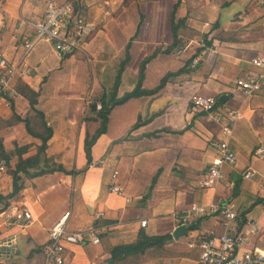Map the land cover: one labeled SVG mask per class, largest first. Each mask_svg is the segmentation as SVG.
Returning <instances> with one entry per match:
<instances>
[{
    "label": "crops",
    "instance_id": "1",
    "mask_svg": "<svg viewBox=\"0 0 264 264\" xmlns=\"http://www.w3.org/2000/svg\"><path fill=\"white\" fill-rule=\"evenodd\" d=\"M65 1L0 0L5 24L0 31V52L25 69L22 76L11 80L15 90L11 107L0 98L2 147L11 152L15 145L27 146L23 159L36 154L41 141L27 133L22 121L29 120L31 130L41 133L42 120L24 95L31 91L36 94L34 108L52 130L45 155L62 167V171L35 178L20 174L22 188L10 196L12 179L6 165L0 175V209L23 205L32 222L3 231V237L14 238V250L0 264H44L48 230L66 212L68 232L92 230L99 243L67 246L63 264H200L199 251L186 246L188 238H207L227 229L219 213L190 217L193 205L211 204H227L235 212L237 218L229 227L242 230L247 222H257L258 232L244 248L264 250V93L247 97L234 86L237 78L255 72L249 62L264 50L260 0L132 3L138 4L136 15L141 23L137 38L131 40L130 36L124 45L123 59L131 45L130 54L117 88L114 81L124 60L114 72L121 51L115 38L128 32L112 21L123 0L77 1L78 11L91 28L81 53L60 58L51 42L44 40L23 57L22 41L33 37V24L43 16L47 4ZM175 5L174 23L183 24L177 28L176 47L165 54L163 50L173 42ZM201 35L206 39L203 47L199 45ZM155 50L160 52L146 63L141 89L153 91L167 74L184 69L183 73L168 79L152 95L112 107L106 133L91 147L88 163L84 141L98 128L96 115L87 114L88 106L101 93L108 103L112 86L117 99L131 92L140 63ZM195 58L198 62L193 66ZM110 76L113 80H105ZM129 76L127 89H123ZM196 95L215 98L221 113L232 110L238 114L231 139L235 164L225 166L222 180L209 189L199 185L216 157L210 141L220 139L221 130L206 115L194 112L191 100ZM135 124L139 125L134 128ZM17 160L12 156L9 166L14 168ZM249 169L255 175L243 179ZM111 185L122 188L124 194L110 193ZM179 226L187 230L175 239L173 232ZM155 237L165 241L112 260L113 247Z\"/></svg>",
    "mask_w": 264,
    "mask_h": 264
},
{
    "label": "built area",
    "instance_id": "2",
    "mask_svg": "<svg viewBox=\"0 0 264 264\" xmlns=\"http://www.w3.org/2000/svg\"><path fill=\"white\" fill-rule=\"evenodd\" d=\"M78 0H66L56 4L49 2L43 16L33 24L34 35L22 41V55L25 57L41 40L49 41L54 52L60 57L81 53L91 28L85 18L76 9ZM259 10L264 16V0L258 2ZM4 18L0 16V31L4 28ZM264 29V22L262 24ZM200 47L204 40L199 41ZM203 52H200L201 56ZM198 58L192 60L195 66ZM255 72L241 76L234 81V86L245 96L264 93V50L255 55L249 62ZM25 69L21 64L11 62L0 52V98L9 106L15 90L11 80L15 76H22ZM191 107L195 113L204 114L220 126L221 138L212 139L210 147L216 152V157L211 162L208 170L203 174L200 188H214L223 178V168L234 166L236 156L231 148L233 128L238 118L235 111L227 110L225 113L218 111L216 99L196 95L191 100ZM259 153L262 150L258 151ZM6 164L0 161V175L5 172ZM255 175L253 170H246L243 179H251ZM264 177V175H263ZM115 178V176H113ZM109 192L123 195L122 188L111 185ZM128 200V199H127ZM221 214L224 217V226L227 228L219 235L207 238L190 237L186 242L188 249L199 251L200 264H264V250L253 247L244 248L250 238L258 232L257 222H247L242 230L229 227V223L237 218L235 212L227 204H211L209 206H196L190 208V217ZM69 212L64 213L48 230L47 244L43 250L44 264H63V254L70 245H83L87 242L99 243L97 234L90 230L86 232L71 233L66 230ZM189 217V219H190ZM187 220L183 222L186 223ZM32 222L30 211L23 205L12 204L0 209V260L7 258L14 250L12 237H3V231L12 226H27ZM145 225V221L141 222Z\"/></svg>",
    "mask_w": 264,
    "mask_h": 264
},
{
    "label": "trees",
    "instance_id": "3",
    "mask_svg": "<svg viewBox=\"0 0 264 264\" xmlns=\"http://www.w3.org/2000/svg\"><path fill=\"white\" fill-rule=\"evenodd\" d=\"M179 3V0H178ZM177 5V4H176ZM174 6L173 11H172V18H171V25H172V38L173 42L172 44L167 47L165 50H163L162 53L168 54L170 53L177 45L179 39L177 37V28L183 24V21H178L176 24L174 23V12L175 8L177 6ZM76 9L78 10V4L76 5ZM204 40L205 37H203ZM206 43V42H205ZM128 48V46H127ZM160 50H155L153 54L149 57H146L139 65L138 69V78H137V83L134 87V89L131 92L125 93L121 98L117 99L115 98V94L112 93L109 97V104L105 102L106 95L105 93H101L97 96L94 102L90 103L88 106V113L87 114H93L96 115L97 121H98V128L92 135H87L84 141V152L86 155L87 162H90V149L96 142V140L102 135L106 133L107 130V123H108V116L110 114V110L112 107L121 105L125 103L127 100L130 98H136L144 95H152L156 93L161 87H163L168 79L171 77H174L176 75H179L183 73V70H179L178 72L174 74H167L160 82V85L153 91H145L141 89V83L143 80L144 76V69L146 63L150 61ZM129 60V53L126 50V55H125V60L124 62L121 63L120 69L117 73V76L114 81V87L117 88L120 82V74L123 69V66L125 63ZM25 97L27 98L29 102L30 109L37 113L41 120V128L42 131L41 133H34L31 128H30V121L25 119L22 120L25 125V129L27 133L35 138H38L41 141L40 146H38L36 150V154L32 157H28L23 159L22 155L26 153L27 151V146L23 147H17L16 145L14 146V149L11 152H5L1 140H0V161H4L5 164L8 167V172L11 176L12 179V191L10 193V196L16 195L22 188L21 184V177L20 174L24 175L25 177L28 178H35L42 176L44 174L48 173H53L56 171H62V167L58 166L54 163V161L50 158H47L45 155V149H46V144L47 141L50 139L52 135V130L46 126V123L43 121V115L36 111L34 108L35 106V99H36V94H34L31 91H27L26 93L24 92ZM96 101L99 103V108L97 109V104ZM12 103L11 101L9 102V106L11 107ZM139 124H135L134 128L137 127ZM16 155L17 156V162L14 166V168H11L9 166V161L12 156ZM155 180V179H154ZM235 188H234V193H235ZM165 241V238H150V239H141L135 244H129V245H123V246H118V247H113L110 250V255L113 261L121 260L124 257L130 256V254H139L141 253L145 248L147 247H152L154 245L160 244Z\"/></svg>",
    "mask_w": 264,
    "mask_h": 264
},
{
    "label": "rangeland",
    "instance_id": "4",
    "mask_svg": "<svg viewBox=\"0 0 264 264\" xmlns=\"http://www.w3.org/2000/svg\"><path fill=\"white\" fill-rule=\"evenodd\" d=\"M121 1V0H120ZM138 0H123L122 2H121V5H120V7H119V9L116 11V14H115V19L112 21V23H114V24H116L118 27L119 26H123V28L128 32V35L127 36H125V37H121V36H117L116 38H115V41H116V44L119 46V49L121 50L120 51V56L116 59V62H115V65H114V72H116L117 71V68H118V66H119V64L124 60L123 59V56H124V53H123V49H124V45H125V43H126V40L128 41H130V36H132L131 38H133V39H131V40H134L135 38H137V36H136V34H137V27L139 28V24L141 23L140 22V17L139 16H137L136 14H137V11H139L138 10V4H136V7L132 4V3H134V2H137ZM136 9H134V8ZM120 20H124L123 22H124V25H123V23H122V21H120ZM182 25V24H181ZM130 30H132L133 32H132V34H130ZM139 38V37H138ZM201 38V39H200ZM199 39L200 40H203V37H202V35L201 36H199ZM137 40V39H136ZM44 40H41V41H39L38 42V44H40L41 42H43ZM128 41V42H129ZM181 41H183V39H181ZM127 42V43H128ZM37 44V45H38ZM130 47H131V45L130 46H128V48H127V52L130 54ZM130 68V67H129ZM128 68V69H129ZM130 70V69H129ZM128 71V70H127ZM128 72H130V71H128ZM130 80V76H129V78H127L126 80H125V83H124V86H123V89H127V87H126V85H127V83L129 82V80ZM105 80H113V78L110 76V77H106L105 78ZM112 90H114V87L112 86V89L110 90V95L112 94L111 92H112ZM108 92H109V90H108ZM116 92H117V90L115 89V94H116ZM108 104H109V102H108ZM115 119H114V117H113V121H114ZM112 121V122H113ZM9 173V172H8Z\"/></svg>",
    "mask_w": 264,
    "mask_h": 264
},
{
    "label": "water",
    "instance_id": "5",
    "mask_svg": "<svg viewBox=\"0 0 264 264\" xmlns=\"http://www.w3.org/2000/svg\"><path fill=\"white\" fill-rule=\"evenodd\" d=\"M186 230H187L186 226H179V227H177V228L174 230V232H173V237H174L175 239H177V238H179V237L184 236L185 233H186Z\"/></svg>",
    "mask_w": 264,
    "mask_h": 264
}]
</instances>
